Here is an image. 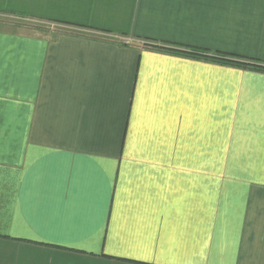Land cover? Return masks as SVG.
Here are the masks:
<instances>
[{
    "label": "crops",
    "instance_id": "crops-1",
    "mask_svg": "<svg viewBox=\"0 0 264 264\" xmlns=\"http://www.w3.org/2000/svg\"><path fill=\"white\" fill-rule=\"evenodd\" d=\"M0 13V264H264V0Z\"/></svg>",
    "mask_w": 264,
    "mask_h": 264
},
{
    "label": "trees",
    "instance_id": "trees-1",
    "mask_svg": "<svg viewBox=\"0 0 264 264\" xmlns=\"http://www.w3.org/2000/svg\"><path fill=\"white\" fill-rule=\"evenodd\" d=\"M0 15L17 18L20 21L15 22V25L29 27L31 28V30L33 29L46 30L50 28V25H56L55 23L53 24V23H43L39 21H34L26 16L18 15V14L0 13ZM45 24H48V26H45ZM14 29H18V28H14ZM56 30H59V29L57 28ZM146 43L148 44L149 48L157 49V50H164V51L171 52L173 54H177L183 57L196 58V60L211 61V62H215L217 64L224 65V66L243 67V68H250V69H255L259 71H264L263 64H260L258 62H253V61H247V60L238 58L233 55L212 54L208 51L200 50L198 48L196 49H182V48L178 49V48H168V47L166 48L165 46L153 44L151 42H146Z\"/></svg>",
    "mask_w": 264,
    "mask_h": 264
},
{
    "label": "rangeland",
    "instance_id": "rangeland-1",
    "mask_svg": "<svg viewBox=\"0 0 264 264\" xmlns=\"http://www.w3.org/2000/svg\"><path fill=\"white\" fill-rule=\"evenodd\" d=\"M18 21L20 20L17 18L0 15V26H4L5 28H8L11 31H18L20 33H26V31L31 30V28L29 27L15 25V22H18ZM12 27L18 28V29H14Z\"/></svg>",
    "mask_w": 264,
    "mask_h": 264
},
{
    "label": "built area",
    "instance_id": "built-area-1",
    "mask_svg": "<svg viewBox=\"0 0 264 264\" xmlns=\"http://www.w3.org/2000/svg\"><path fill=\"white\" fill-rule=\"evenodd\" d=\"M117 39V42H119L121 45H130L133 40L131 39H128V38H116ZM140 45L143 46V47H148V44L144 41H141L140 42Z\"/></svg>",
    "mask_w": 264,
    "mask_h": 264
}]
</instances>
